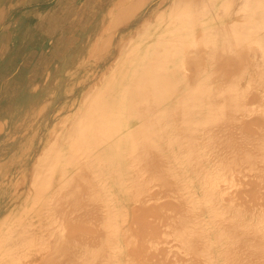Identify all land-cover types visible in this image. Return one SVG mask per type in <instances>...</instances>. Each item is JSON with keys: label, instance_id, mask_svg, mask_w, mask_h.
<instances>
[{"label": "bare ground", "instance_id": "obj_1", "mask_svg": "<svg viewBox=\"0 0 264 264\" xmlns=\"http://www.w3.org/2000/svg\"><path fill=\"white\" fill-rule=\"evenodd\" d=\"M40 1L42 0H0V29L1 31L4 33V31L7 30L8 33H11V32L14 33L15 29L17 28L19 19L16 18V16L13 14L16 11H20L22 7L25 5H31L33 3L40 2ZM52 5H53V9L57 10L60 16H58L55 21L53 20V18H50L51 20L47 18V23L51 22L54 25L51 27L49 32H46L47 34L45 32L43 33L46 34L45 36H48L51 38L52 45L55 44L56 47H59L60 45L63 44L62 49L60 50V53L72 52V50L78 44L81 46V48L79 49L80 54L78 58V62L80 61L81 63L79 66L83 68L84 70L91 72L90 74L92 76V81L89 82L90 88L87 89L86 91L89 90V92L93 96L94 95L95 96L92 98V100L90 97H86V98H90V101L89 100L87 101L88 103L91 102V104L87 107L88 104L85 105L86 104L85 103L84 105L86 106V108L84 109L83 112H81V110L83 109L82 104L86 101H84L81 98L83 96L82 94L83 91H79L78 88L83 86L86 82L91 80V79L88 80L87 77L85 79L84 75L81 76L82 78L79 77L74 82L75 84L73 85V87L69 89L72 91L71 93H74L75 89L76 91L78 90L77 96L71 100V102L75 104V106L70 107L71 111L69 113L65 111L69 109V106L66 104L68 100L66 99L65 101H62L65 95L64 96L60 95V100H57V103H58L57 107H54L53 110H51V113L49 114L51 118L56 117L57 121L49 123V124L47 123L48 129L45 132L42 131V129L41 130L37 129L36 135L39 137V139L37 140L39 144L37 145V147L36 146L34 147L35 149H33L34 151L32 152V156H34L33 157L34 159H32L31 163L30 162L28 163V164H32L31 165V173H32L31 177L32 178L28 176L27 174L29 173L28 169L25 172L27 174V177L24 176V181L30 182L31 180L32 182L31 184L26 185L25 189L26 190L27 188L28 190L30 189L31 190L30 193H32V195L34 193L33 191H35V193L40 195L41 196L40 203L44 201L43 204H46L41 208H43L44 210H47L48 212L52 211L54 216H56L55 215L56 212L54 213V211L56 208H59L60 205L63 204L62 206H64L66 204L65 206L66 208H68L67 207V204H68V206H71L73 208L75 207V205L72 206L71 205L72 203H70V201L74 202L79 198V196L85 197V194L86 195L91 194L92 191L93 193H95L96 191L94 190H98L100 192V188L102 187V185L100 187L98 186V183H99L98 180L101 179L102 177H103L102 179L106 181V183L103 181L104 182L103 186L105 187L106 186L108 187V184L110 185V183L112 184L119 183L121 182L122 178L124 180V178L127 177L128 180L130 179V184L133 181L131 188H133V190L136 191L137 187H139L138 186L139 183L141 182L145 184V182H148L147 180L149 179L147 178H150L151 176L149 174H151L152 177L154 176L158 177L156 178V180L154 179L155 180L154 182L158 181V185L160 184L159 185L160 187L157 184H156L157 186H155V184L153 185V183H149L150 182L149 181L148 183L145 184V186L148 185L146 188L149 187L148 190L150 191L151 187L152 188L159 187L160 188L159 191L161 192L162 190H164L163 188L161 189V187H164L162 185H165V184H163L162 179H161L162 182H159V180L157 179H160L161 177L164 179V183L165 181H167L168 183V180H165V179L167 175L170 174L172 175L171 177L174 178V180L171 178L174 182L172 181L173 185L169 182V185L170 187L171 185L174 186L176 194L178 193L179 190H181V189L178 190V186H182L181 185L182 182H184L182 183L183 186H185L184 184L187 183L185 186L186 188H184L183 190L187 189V187H188L187 190H189L187 192L186 190L183 191L184 193L186 192L187 196L189 197V198L187 197L188 201H186V199L184 198L185 194L183 192L182 193L184 194L183 195L184 197L181 196V191H180L178 193L179 195L177 199L175 198V196L174 198H172L173 196L171 197L172 199L175 200V203H174V200L172 201L173 205L178 203L176 202V200L180 201L179 204L182 201H186V202L190 201L191 205L194 204V208H193V205L191 206V208L190 207L189 208L194 209V211L196 209V211L199 212L198 214L196 211L194 213L193 210H189L191 211L190 212L191 213L190 216L192 215L191 217L193 216L195 217L198 215L197 217L199 218L200 217L199 215L203 213H201L202 209L201 211H199L198 208L200 206H201L200 208H203L205 206L204 209L207 211L206 212L207 214L205 213L207 217L205 218L207 220H210L213 217V215L214 217H217V218L213 217V219L209 221L210 224L209 222L207 223L206 225L207 227L203 224L204 219H205L203 218V216H201L203 221L199 220L198 222L199 224L197 225V227L193 226L194 224L190 225L189 222H188L189 225L186 226L187 223H185L184 221L185 224H183L182 221L185 219V217L189 216L187 215L189 214L188 213L189 208H186V207H188L190 203H187L189 204L187 206L186 202H184L185 204L183 205L184 208L180 206L182 205V203L179 206L177 204L174 207L172 206L170 199H168L170 195L167 193L166 194L167 199H165V203L167 200L171 205V206L169 205V208L173 207V209L170 208L169 210L172 209L171 211L174 212L177 206H178L177 209H179L180 207L182 208V210L179 209L181 213L180 214L178 213L179 211L176 209L178 212H176L177 214L173 213V215L171 214V211L167 210L166 213L168 214V211H169L170 212L169 216L172 215V218L171 217L167 218L168 216L167 214H166V218L168 219V221H170V224L173 225L174 221L176 220V219H173L174 214L175 216L179 215L176 218L177 219L182 218V219H179L181 222H179V220H176L178 221V224H176V226H179L181 230H178L179 227L178 228L175 227V229L169 230V232H171L172 230L171 233H167L168 230L167 232L166 231L164 232V228L168 227V225L166 226V222L168 224V221H166L167 219L165 220L164 218L165 215L164 216L162 215L163 216L162 219L166 221L165 224L164 222L162 223L160 219V217L162 216L159 215V218H158L157 212H156L155 214L157 217H155V219L153 220L155 222V226L152 221L149 222V220L147 219L146 221H148V223L152 222L153 225L151 224L149 225L153 227H157L160 224L159 226H161V228L164 227L162 229L163 230L162 232L164 233H162L160 236L157 237L156 234H157L158 229L156 228L157 230H155L156 234L155 233L152 234L151 230L153 228L151 229L150 228L151 226H149L148 228L145 225L148 228V229L145 228L147 229L146 231H148V235L149 234L155 235V237L154 236L152 237L151 235L147 236L146 231H145V233L143 232V234H145L147 237L145 238L144 236V240L140 239V241L146 240V243H147L150 239H154L160 242L153 240L155 242V246H154L153 245L154 243H152L153 241L151 240L152 244H150V241H149L147 243V248H146V245L144 244L145 242L142 241V243L145 246L144 247L143 244L140 243L139 241L137 242L138 246L139 244H141L144 250L145 249L149 250V248L152 246L153 248H151V251L149 252H154V251L156 252L158 248V245L156 246V242L161 243L162 240H159V239L160 238L164 239L162 235H165L166 233L168 235L172 234L171 236L175 237L176 229L181 232L182 230H184V228L186 227L188 228L192 226L190 227L192 229L186 228V230H188L187 233H189V231L191 230L192 235H191V232L189 234L191 238H193L194 236L195 241L197 239V243L203 237L201 239L202 241H204L202 242V246H201L203 250L200 249L201 252L205 253V251L211 248L212 245L210 246V248H208L207 247L208 245H206L208 241L211 240L210 243L212 244H214L215 242L216 247H213V249L215 248L213 255L211 254L210 256L208 255L207 257V254L205 253L207 257L205 258L204 257L205 255L203 254L204 255L203 256L202 253L200 252L201 255L205 259L211 262L210 263L208 261V264H212V262L213 264H215L214 263L215 260H217V262H219L220 264H264V192H261L262 191L261 189L264 188V0H54ZM54 10H52V13ZM36 33L40 37L44 35L43 33H40L38 31ZM33 35L34 34L29 33L28 36L32 37ZM84 39L85 41L83 42ZM55 51L57 52L58 49L54 48L52 49V51L50 50L51 53ZM16 53L18 52L16 51ZM18 72H19V69H18ZM27 74L29 75L28 72ZM4 77L3 79L5 80L6 77L5 78ZM3 79L1 80L2 84H4L7 87L9 86V87L15 88L17 87V84H18L17 82L19 79V75L17 73L16 82H11V83L7 81L3 82ZM59 82L61 84V81ZM26 85H25V88H26ZM69 90L66 89L62 91V93L66 94L65 91H69ZM8 109H9L8 104H0V110L2 112ZM62 112H66V114H62ZM80 112L81 114L79 116ZM43 143L44 145H42ZM47 144H49V147L46 150H44ZM74 149H76L75 150L76 152L75 151L74 152L76 154L78 153L77 157H79V159L77 157H74L72 159H67V161L65 162L66 160L64 159L65 158L64 155H66L64 154L65 151L67 150L73 151ZM47 150L49 152L45 155L44 152L46 153ZM202 152L206 154L203 153L204 155L203 156ZM18 156H16V158ZM203 158L205 159V162L202 161L204 160ZM47 160H48L49 165L48 167L45 166L47 167L46 170L45 171L39 170L40 167L38 166L46 165ZM1 162H0V166H1ZM64 163H66L67 166L70 165L71 167H73L76 171L74 173L79 178L76 175L74 176V174L71 173L74 170L70 171L71 175H70V178L67 177L66 183L64 182V184L62 185V183L60 182L61 183L60 186H57L58 184L56 185V182L58 181V178H55V176L57 172H60V177L64 175L62 170L64 167H67L63 165ZM242 166H244L246 169L245 171L243 169V173L241 174L240 172H241ZM237 168L238 169L240 168V170H237ZM232 170H235L237 172L232 171ZM238 171H240L239 172L240 174L238 173ZM90 172H94L96 174L95 178L91 177L93 178L91 179V181H89L90 179L87 176L89 175ZM230 172H232L233 176ZM144 173H147V176H148L145 179H143V177H140V174L144 175ZM238 175H241V177H238ZM90 176L91 175H89V177ZM73 177H76V178H73ZM138 177L143 179L142 181H145V182H142L141 179H138ZM169 177L170 176H168V178ZM21 179H22V176H21ZM21 179L20 181H23V179L22 180ZM16 180L18 182V179ZM79 180L81 182H78ZM123 180H122V184L124 185ZM138 180H140V182H138ZM238 180L239 182H236ZM126 181L125 183H127ZM151 182H153V180ZM75 183L77 184L75 185ZM89 183L92 188V189L90 188L91 191L88 188L89 185L88 186L86 185ZM141 183H140V188L138 189L143 190V193L146 194L145 190L147 189L144 187L145 189L144 190L142 187L143 184L141 185ZM228 183L229 185H224ZM230 183H232L233 185H230ZM235 183L243 184L245 185V187L246 185L249 186L251 188V189L249 188V190L254 192V194H252V192L251 193L249 192L248 195L250 196L255 195L256 193L255 191L257 190V188L261 187V189L258 188V190H261L260 193L257 191V195H255L257 196V198H255L254 196L256 200L253 198L254 201H257V199L258 201L255 203L252 200L253 206L251 207L249 206L250 211L247 210L248 209L247 205H246L247 207L244 206L246 207L245 211L249 212L248 218L243 217L244 215L243 213H245V211L242 214H240L243 211L242 209H244V207L240 208L241 205H239V202H240L239 200L241 198H244L245 203L248 200V203L250 202L249 204L252 205L251 201H249L252 198L251 199L250 197L246 198V196L244 195L245 194L244 192H248V190L247 191L245 190L244 192H242L243 189L245 188V187L243 188L242 185L240 186L237 185V186L240 188L241 187L243 188L241 189L242 191L239 189L240 192H242L243 194L241 193L240 195L238 191L234 190V192L238 193V195H240L241 198L236 196L237 194H234L233 192V189L237 187L235 186ZM119 184H118L119 186H122L121 183ZM128 184H129V181H128ZM149 184H152V186L150 187ZM188 184H190V186L195 185V184L196 185L198 184L197 186L203 185L206 187L205 189H209V190L211 189L209 192H207L208 190H205L203 191V193L206 192L210 194L208 195L204 193V195L206 194L205 197H203L204 195L202 194V197H201L202 199L199 197L201 200L199 202H196V200H199L197 198L199 195L197 194V197L194 200L196 203L194 201L192 202L191 200H193L194 198L193 195H195L196 192H194L193 194V192L190 191L191 187L189 189ZM18 185H16V187ZM125 185L127 186V184ZM167 185L168 184H166L164 188H166ZM126 186H124L125 189H127ZM203 186L201 187L199 186V189L200 188L203 189ZM218 186H222V187L226 186L225 188L228 187V190L222 187H221L222 189H219ZM231 186L233 187L232 192L234 195L230 191ZM105 187H102V188H104V190L106 189L107 191L104 192V190H102V193H105V194L103 195L101 193L102 195L100 196L105 197L106 194L110 193V190L107 187L106 188ZM134 187L136 189H134ZM194 187H193V191H195ZM128 188L130 187L128 186ZM255 188L256 190L254 191ZM218 189H219V193L222 192V194L220 193L221 195H219L217 191ZM246 189L248 188L246 187ZM108 190H109V193H107ZM169 190L167 189L166 192H168ZM14 191L16 190L14 189ZM78 191L85 193V194L79 193ZM120 191H121V188H120ZM149 191H147V193ZM155 191L157 195L159 192L157 193V190ZM26 192H29V191H26ZM50 192H51V195H50L51 197L50 198L48 197L49 200L47 199V201L49 202H46L45 199L47 198V196H49ZM77 192L82 195L78 196ZM164 192L162 194H164ZM169 192H171V190ZM191 192L193 195L191 194ZM223 192H230L226 194L227 195L232 194L231 195L232 198H235L234 196H236V198L238 197L237 199L239 200L235 201V199L233 200L231 197L227 196V199L229 198L230 200H232V201L227 200L228 201L227 202L226 197H225L226 194L224 195ZM63 193L65 196L67 195L66 197H70L74 195L73 198H76V197L78 198L73 200L72 197H70L71 198V199L69 198L70 201L67 200V203L64 204L62 203L63 200L61 202V198L56 199L57 197H62L61 195H63ZM70 193H73V194H70ZM111 193H112V190H111ZM151 193L149 192L148 195H150ZM12 194L13 193H11L10 195ZM22 194L23 193H21L20 196ZM25 194L26 193L24 192V195ZM123 194L125 193L123 192ZM153 194L155 193L153 192ZM159 194L160 195L159 196L157 195V198L156 196L154 197L158 200L165 198V196L164 198H162L163 196H161V193ZM170 194H172V192ZM96 195H95V198H93L92 196H89L91 200L95 199V201L93 200L95 203L85 197L86 200H88V202L91 201V203L89 204L93 203L92 205L94 206L97 203L96 206L99 207V209L97 207L95 208L94 206L92 207L93 211L95 208L98 210L102 209L101 211L104 212V213L100 211L97 212L99 217L101 216L99 220L97 219L98 221L97 222L94 218H97L98 215L97 217L93 216L96 213V210H95L94 213H92L93 215L91 214L93 216L92 217L93 220L96 221V223H99V221H101V218L106 213H107L106 215H108V213L110 214L111 211H112L111 212L112 216L110 215L111 217L109 215L104 216V217L108 218L106 220H110V218L111 219L115 218L114 216L115 212L113 213V210H112L114 209L112 207L113 205H115V203H113L111 207L110 206L106 207V209L103 208L106 206V204L104 206V203H103V207L101 208V206H98V204L101 205L102 203L96 202L97 201ZM172 195H175V192ZM242 195L245 197H242ZM40 196H38L36 202H38ZM109 196L111 197V194L106 196V198H108ZM112 196L114 195L112 194ZM16 197L17 196H15V198ZM52 197L56 199V202H58L59 200L60 201L58 203L56 202L54 203L55 200L52 199ZM104 197H100V198H102V202H105V203L110 202V201L112 202L114 199L113 198L112 200L108 201L106 199H103ZM114 197H116L115 198L116 200L117 196H114ZM139 197L140 196L136 198H133V197L131 198L132 200L137 199L135 200L136 201L135 204H137ZM179 197H182V198H179ZM218 197L223 200H218ZM22 198H24L23 200L26 199V197L24 196ZM85 198L83 200V198L81 199L80 197V199L83 200L84 203L80 201V199L76 201L78 206H79V203L81 202L83 203L84 206L80 205V207H84L83 208L84 211L87 209V207L88 209L91 207V205L89 207L85 204V201H86ZM100 198L98 197L99 201H101ZM50 199L51 201H53L52 204L54 203L57 207L56 206L54 207V204H53L54 208L52 207V204L50 203L51 202ZM63 199L65 201L67 198L63 197ZM141 199L140 201L142 204L140 203L141 204L140 207L142 209V206H144L143 204L144 201L142 202ZM129 200L127 199V202ZM201 201L203 203H201L200 205ZM221 201H224V202H221ZM225 201L227 202L229 208H226L227 206H225L224 209L222 207L220 208V206L222 205L223 206L227 205ZM88 202L86 203L88 204ZM168 202L166 203L167 207H168ZM218 202H220L221 204L223 203V204L221 205ZM230 202L232 203L234 202L236 205L235 204L231 205ZM49 203L51 204L50 206H49ZM32 204L34 205V202ZM32 204H29V205H32ZM108 204L109 203H107V205ZM145 204H147V200ZM137 205H139V203ZM234 205L235 206L238 205V207L240 208L239 210H242V211L240 212L237 209V207H234ZM32 206H29L30 210ZM62 206H60L59 211H63V210L65 211V208L64 207L62 208ZM156 206L158 205L155 204L156 209H153L154 208V204H153V207L151 205L150 209L157 211L159 207H156ZM218 206H219V209H218ZM29 207L26 208V210H24L25 213L27 211H30ZM71 207H69L70 210L68 208V212L63 211V213L61 214L66 213L64 214L65 216L68 213H70L69 211L71 210L73 211ZM114 207H117V206H114ZM132 207L134 208L136 207V205L134 206L132 205ZM140 207H139V210H140ZM147 207L144 206L143 208L144 210L142 209V212L147 215L150 214L148 215L150 217L151 216L154 217L155 211L151 210L152 213L150 212V210L147 211L148 213L144 212L145 208L147 210ZM47 208L49 209L52 208V209L49 210ZM107 208L108 209L111 208V210L110 209L108 210ZM161 208L159 209L161 210ZM19 209L21 210V207ZM74 209L76 210V207ZM117 209H116V211L118 212V213L116 212L117 214L122 212L120 209H118L119 211ZM204 209L202 212H204ZM183 210L185 211V213ZM217 210L219 211L224 210L222 211L223 213L225 212L224 215L222 214L219 215V213L217 214L214 212ZM39 211L41 212V210ZM93 211H90V213ZM7 212L4 213V216L8 214ZM24 212L22 216L26 217ZM99 212L102 213L103 216L102 214L100 215ZM142 212L138 211L134 213L135 214L134 216H136V214L137 216L138 215L144 216L145 214H143ZM76 213H74L73 216H71L72 214H68V215L71 217H74V216L77 217L78 214L75 215ZM90 213H88V215ZM159 213H161V211ZM182 213H184V215H182ZM30 214H33V213H30ZM84 214L82 215L83 217H84ZM161 214H165V212ZM209 214L212 217H209L210 216ZM44 215L47 216L46 213ZM58 215L60 216V214ZM123 215L125 216L126 214H123ZM238 215H242L241 217H243L244 219L239 217ZM54 216L49 215V217H52L50 218L51 220L54 219L53 218ZM64 216L63 218H66L67 221L68 220L70 221L71 217L69 216L64 217ZM134 216L131 217V220ZM137 216H136V219L139 218ZM31 217L32 216H29L30 219ZM76 217L74 218L77 219ZM153 217L151 219H153ZM7 218H10V217L7 216ZM157 218L160 219L158 221V223L160 222L159 224L156 223ZM86 219L88 220V222L90 220L92 221L91 217L86 218ZM25 220L28 221L27 217ZM59 220H61V218H59ZM71 220H74V219H71ZM106 220L104 222L101 221L103 224L100 222L102 225L100 226L103 227L104 225H106L107 228L106 227L105 228L108 231L106 229H102L101 227H99V224H96L97 228L98 229L100 228L97 233L99 234V231L103 230L105 231L103 233L109 234V236L106 235L109 239L106 238L103 233H102L103 235L101 236H100L101 233L98 235L99 238L95 234V238L100 239V237L102 238L104 237V239L106 238L108 239V241H106V239L105 240L103 239L104 240V241L102 240L103 243L106 241V244L107 243L112 244L114 243L113 241L115 240L112 238L115 236V233L111 232L109 228L111 227L112 225L111 223H113L114 220H112L113 222L110 221L111 223ZM8 221L9 219H7V222ZM10 221H12L13 223L14 220H10ZM38 221H39V226L41 227L42 225L40 224L41 221L40 220ZM67 221L65 220L66 222L65 224H67ZM75 221H73L72 223L75 224ZM77 221L79 222V219ZM83 221L84 220H82L81 223H83ZM31 222L33 223V221H28L30 225H32ZM34 222L38 223L36 221ZM57 222L59 223V221ZM134 222H131V224H133ZM139 222L141 221L139 220ZM142 222H144V220ZM21 223L19 221V223L17 224L20 225ZM89 223L88 225H90ZM93 223L95 224V222ZM93 223L91 227L89 228V226L87 227L85 226L87 224H85L84 222L82 225L87 230L83 229L82 225L79 226V227H82V230L79 228H77V230L79 229L82 232L86 231V233H83V235H86L88 233L87 235L90 236V234L93 233V235L91 234V237H93L94 233H96L97 231V228L95 227ZM104 223H108V225ZM136 223L134 224L137 225ZM74 224L71 227L73 231L76 230L74 229L76 228V225L74 226ZM113 224L115 225V223ZM131 224L129 225L131 226ZM211 224L212 226L210 227ZM21 225H20V228L25 227L23 224ZM114 225H112L111 227L113 231H114L113 229ZM143 225H142L143 228L140 227L141 225L138 227L137 226L135 227L140 228V230L141 228L145 230L144 229L145 226ZM68 226L67 228L69 229L70 227ZM92 226L96 228L95 229L96 231H88V229L90 230ZM115 226H117V224ZM193 227H196V230L199 229L198 232L197 231L195 232V229ZM38 228L36 227L37 230ZM124 228H122V230ZM13 229L12 231L14 232L18 230L14 226H13ZM22 229L25 230L24 228ZM22 229H20L19 231H21ZM45 229L44 227L43 228L41 227V230L46 231L45 235H48L49 234V232L47 233L48 228L45 227ZM202 229L204 231H201ZM28 230L29 232L30 230L34 232L33 229H28ZM62 230L58 232V236L62 234L61 233L63 232ZM72 230L70 231L72 232ZM91 230H94V229H91ZM70 231L69 233L70 235H72ZM81 231H77V233L75 232L74 236H70V237L71 238L75 237V234L79 236V233ZM127 231L124 232L126 235H127ZM149 231H151V233ZM7 232L8 231H6V233ZM200 232L201 233L203 232L204 235L203 233L201 234ZM38 233L41 234V232H38ZM66 233L68 232L65 231L64 234ZM196 233H199V234H196ZM11 234H13V232ZM16 235L18 236L17 232H16ZM87 235L85 236V238H87ZM135 235L137 234L135 233ZM3 236L5 237V235ZM17 236L16 238L19 239V242H20V239L24 237L23 236L20 238ZM40 236L42 239L37 241L38 244H40L39 243L40 241H45V240L47 241V238H45V236H42V234ZM40 236L38 237L40 238ZM81 236L79 237L76 236V237L80 238ZM121 236H122V233H121ZM131 236L132 235L129 234V238ZM171 236L170 238L173 239V237ZM199 236H201L200 239H199ZM11 237L6 236L5 239L10 238L11 242H16L14 240V237H13L14 241L11 239ZM68 237H69V234H68ZM141 237L142 235H139V237L137 236V239ZM149 237H152V238L149 239ZM43 238H45V240H43ZM48 238L49 240L51 239L50 236ZM110 238L113 239L112 242ZM0 239L2 240V238ZM89 239L91 241H89L87 238V239H84V242H83L82 238H80V240L83 243L89 244V248L90 246H93L92 247L93 249L90 248L91 250H93V252L97 250L96 252L97 254H99V256L102 254V258L106 252L108 253H106L105 256L109 253L110 254L107 256L110 257L112 255L111 257L113 258V261L111 257L109 259V257L106 256L108 258L107 259L104 256L108 261V262L106 261L107 262L106 264L108 263L114 264V263L109 262V260L114 262V258H117V257L119 258L121 256L120 254L122 250L119 251V249L117 248V247L121 248L120 246H118L119 244L117 245L116 243V245L114 246V248L117 246L116 249L112 248V246H109L108 244H107L108 246L107 245L105 246L106 248L108 247V249L109 247H111V250L114 251L113 252L114 255H113L111 254L112 252H110L111 250L109 249V251H106L107 249L104 246H103V249L105 248L106 252L103 249L101 250L102 248L101 246L103 244L102 242L99 243L98 239H97V242H95L96 239H92V238H89ZM117 239H119V237H117ZM126 239H123V240H125L124 242L127 243ZM176 239L178 240L180 239V241L177 240V242H180V244L182 245V246L180 245L179 249H181L180 253H183L184 252L182 249L184 247L183 244L186 243L187 245L186 247H188V244H187L188 242H186L188 241V239H186V236L183 237V234L180 235V238L179 236L175 237V240ZM182 239L183 240L186 239L184 240V243L183 241L181 243ZM8 240L9 239H6L7 243L9 244ZM49 240H48V244L46 245H49V244L51 245L52 240H50V243H49ZM77 240L78 239L75 240L76 241L75 244L79 242ZM87 240L91 242V245ZM175 240L173 239L171 240V242ZM92 241L95 242L96 244L94 243L93 245ZM167 241L165 242V240H163L162 242L164 243H162V245L159 244V247L161 245V249L159 248L158 251H161V252L163 251L162 248L163 247L165 248L166 246L165 243H167ZM37 242H35L36 246H37ZM70 242H68L69 243L68 245L69 246L73 245L75 248L73 246L72 247L76 249V252L80 253L83 250L82 242H79V244H82V245L78 246L79 248H81L80 251H78L79 250L78 247H77L78 249L76 248L78 244L75 246L74 243L72 244L71 242V245H70ZM129 242L131 246L129 248L133 250L134 246L136 247L137 244H134V246H132L131 240L128 241V244ZM4 243L5 241L1 245L3 246ZM204 243L205 245L203 247ZM41 244H44V243H41ZM192 244L193 243H191V245ZM169 245L170 244L167 243V246ZM176 245L174 246L176 247ZM9 246L10 245H8V247ZM52 246L53 245H51L50 248ZM86 246L88 248L87 244ZM86 246L84 245V248ZM154 247L155 248L157 247L156 250ZM193 247L194 245H192L191 249H194ZM36 248L41 249V246L39 247L38 245ZM55 248L56 247H54V251L57 253V258L59 259L58 256L60 255V253L57 252ZM94 248L96 249L94 250ZM117 249H118L120 256L117 254L118 252L115 254V251H117ZM136 249L134 248L135 250V251L133 250L134 253L136 252ZM51 250L53 251V248H51ZM51 250L48 251V253L50 252L49 253L50 255L52 253ZM132 250H129V251L132 252ZM144 250L143 251L138 250L136 254L137 253L142 254V252H144L143 254L145 255L146 252ZM148 250L146 251L148 252ZM170 250L172 249H169V251L168 250L166 251L164 250V251L166 254L167 252L169 253L167 254L168 256L170 255L173 256V259H171L172 257L170 258L167 255L162 254L164 252L159 253V254H161L162 257L164 255L165 257L164 259L166 260L167 263L171 259L172 262L175 263V260H176V263L179 264L178 262L181 260V256L179 260L177 258L178 255L175 252V250H173L175 253L172 252L173 255L170 254ZM102 251L103 253L104 252L105 253L103 254ZM158 251L156 252L157 254H158ZM208 251H212V250H208ZM96 252L94 253L96 254ZM149 252L148 254L151 255V253ZM196 252L197 251H195V253ZM81 253H80L81 254L80 256L82 257V259L83 260L86 259L87 257L85 255L83 256V252ZM89 253L92 254V251ZM94 253L93 255H95ZM124 253L126 256L128 252L127 251L123 252V255ZM134 253H128L127 255L128 256H130L129 254L135 255ZM44 254H46V252ZM49 254H47V257H49L48 256ZM140 254H137L136 256L140 257ZM184 254L187 255L186 258L188 259L190 258L187 253L184 252ZM184 254L182 256V261H180V263L187 261L186 258H183L185 256ZM174 255H175V258H177L178 260L174 258ZM61 256L63 257V254ZM161 256H160V259L162 260ZM202 256H201V259H202ZM44 257L45 256L43 255V258ZM95 257H93L94 260H95ZM132 257L130 259L131 261L130 260L128 261L132 262ZM147 257H145L144 260H146ZM53 258L54 256L51 259L53 260ZM57 258H54L56 262L58 260ZM73 258H70V259L68 258L67 261L74 260L73 262H75L77 258L75 256H73ZM120 258L118 261L116 259L115 264H117L120 261ZM141 258H142L141 261H143V257ZM149 258L151 259V263H152L153 259L151 257ZM149 258L147 259L149 261L147 262L148 264L150 263ZM39 259H41V257ZM45 260L47 261V259ZM52 260H50L51 261L50 264H52ZM83 260H81L80 258V263ZM87 260L88 259L85 260L86 261L85 264L88 263ZM0 261H1L0 264H2L1 258H0ZM37 261L38 260L34 262H37ZM40 261L42 264H45L43 263L44 262L43 260H40ZM91 261L95 262L93 260ZM195 261L197 262V259ZM38 262L37 264H40ZM76 262H79V260ZM136 262L138 264L146 263L144 261L143 263L142 262L139 263L136 259V261L134 260L132 264ZM188 262L190 263L192 261H188ZM62 263L64 262L62 261ZM121 263L126 264V262H121ZM158 263L160 264V261L157 262L156 264ZM3 264H6V263L3 262ZM58 264H59V261H58ZM66 264H71V263H69L68 261V263ZM76 264H79V263H76ZM89 264H90V261H89Z\"/></svg>", "mask_w": 264, "mask_h": 264}, {"label": "rangeland", "instance_id": "obj_2", "mask_svg": "<svg viewBox=\"0 0 264 264\" xmlns=\"http://www.w3.org/2000/svg\"><path fill=\"white\" fill-rule=\"evenodd\" d=\"M53 1L54 0H42V1H40V2H36V3H33V4H31V5H25V6H23L22 7V9L20 10V11H16L13 15H15L16 16V18H18L19 19V21H18V25H17V28L15 29V32L14 33H8V31L7 30H5L4 31V33L1 31V29H0V104H8V106H9V109L8 110H6V111H4V112H2L1 110H0V162L2 161V162H4V163H2L1 162V166H0V238H2V240L0 239V243H1V241H2V243L1 244H3V242L5 241V243H4V245L2 246L1 244H0V258L2 259V264H3V262L4 263H6V264H34V263H36L37 264V262L38 261H40V260H43L44 262L43 263H47V264H50L51 263V261L50 260H52L51 258L54 256V258H57V253L54 251V247H56L55 248V250L57 251V252H59L60 253V255L58 256L59 257V259L57 260V262H56V260H54V258H53V260H52V264L54 263V264H58V261H59V264L60 263H62V261L64 262V263H62V264H66V263H68V261H69V263H71V264H76V263H79V264H85L86 263V259H88L87 261H88V263L87 264H89V261H90V264H94V263H96V264H106L108 261H107V257H109V256H107V255H109V254H107L106 256H105V254L106 253H108V252H106V251H109V249L111 250V247H109V249H108V247L106 248L105 246L108 244H106V241H108V237L107 236H109V234H106V233H103V232H105V231H99V234H100V236L101 235H103L104 234V236L106 237V238H108V239H106V241L103 243L102 242V240L104 239V237L102 238V237H100V239H98L99 237H98V230L100 229H98L97 228V225L96 224H99V227H101L102 225H101V223L102 222H104L106 219H108V218H106V217H104V216H110L111 215V212H110V214L108 213V215H104L103 216V214L102 213H104L103 211H101L102 209V207H103V203H104V206H105V204H106V206L105 207H103L104 209H106V207H108V206H112L113 205V203H115V205H113V207L112 208H114V209H112L113 210V213L115 212H117L116 211V209L118 208V209H120L121 211V213H123L124 211L126 212H124L123 214H126L125 216L123 215V214H121V213H119V214H115L114 213V216H115V218H110V220H106V221H111V222H113L112 220H114V222L113 223H115V225L117 224V226H115L113 223H111L112 225H114L113 226V229H114V231L112 230V225H111V227L109 228V226H108V228L111 230V232H113V233H115V236L114 237H112L113 239H115L116 241H118V242H116L115 240L113 241V239L112 238H110L111 239V242L113 241L114 243H112V244H108L109 246H112V248H114V246L116 245V243H117V245L118 246H120L121 248H119V247H117L118 249H119V251H121L122 250V252H121V256L119 255V252H118V249H117V251H115V254L117 253L120 257V261L117 263V264H124V263H121V262H126V264H127V262H128V264H132L133 262H134V260L136 261V259H137V261L139 262V263H143V261L144 262H149L147 259L149 258V257H151L153 260H155V258H156V260L155 261H153L152 260V263H151V259L149 258V260H150V263L151 264H156L157 262H159L160 261V264H177L176 263V260L175 259H179L180 260V256H181V260L180 261H182V256H183V254H184V252L185 253H187L188 254V256L190 257L189 259L188 258H186V254H184L185 256L183 257V258H186V260L187 261H184L186 264L187 263H189L188 261H192L193 262V260H194V262L193 263H199V264H208V261L209 260H207V259H205V258H207L208 257V255L210 256L211 254L213 255V252H214V249H213V247H216L215 246V242H214V244H212V243H210V241H208V243L206 244V245H208L207 247L208 248H210V246H211V248L210 249H208V250H212V251H205V253L207 254V257H206V255H205V253H203V252H201L200 251V249L201 250H203V248H201V246H202V242H204V241H202L201 239L203 238H201V236H199V241H198V243H197V239H196V241H195V239H194V236H193V238H191V236H190V232H191V230L189 231V233H187V231L188 230H186V228H184V230H182L181 232L180 231H178V230H181V228L179 227V226H176V224H178V221H176V220H179V219H182V218H176V217H178L179 215H176L175 216V214H174V216H175V218H174V216H173V219H176L175 221H174V226L173 225H171L170 224V221H168V219L167 218H172V215H173V213H176V212H178L179 211V209L180 210H182V208H180L179 207V209H177L178 208V206L182 203V205H180V206H182L183 208H184V206L183 205H185L184 204V202H186V201H188L187 200V194H186V192L187 191H189V190H187L188 189V187H187V189H185L186 190V192L184 193L183 191H185V190H183L184 188H186L185 186H186V184L187 183H185L184 185L185 186H183V184L182 183H184V182H182L181 183V185L182 186H178V185H180V184H178L177 186H178V190L179 189H181V190H179L178 191V193L181 191V196H183L184 194H185V199H186V201H182L180 204H179V202L180 201H177L176 200V202H178V203H176V204H174L173 205V200L174 199H172V198H174V196H175V198L177 199V197H178V193L176 194V191H175V188H174V186H172L173 184H172V181L174 180V178H172L171 176L172 175H170V174H168L167 175V177H166V179L165 180H168V183H167V181H165V183H164V179L163 178H161L160 176V179H157V180H159V182H162L163 181V184H168L167 186H169V187H167L166 186V188H164L165 187V185H162V183H161V185L162 186H164V187H161V189L163 188L164 190H165V192L167 191V189L169 190H171V192H172V194L175 192V195H172V194H170L171 192H164V190H162L161 192L159 191V185H158V181L157 182H154L155 180H156V178H158L157 176H154V177H152V175L151 174H149L151 177V180H150V178H147V179H149V180H147L149 183H153V185L155 184V186H159V187H156V188H158V189H156L155 187L154 188H152L151 186H152V184H149V186L152 188H150V191L148 190L149 189V187L148 188H146L148 185H146L145 186V184L146 183H148V182H145V181H142L143 179H145L146 177H148L147 176V173H144V175H145V177H144V175L143 174H140V177H143V179H141L140 177H138V179H141V181L142 182H145V184L144 183H141L140 182V180H138V182H140L141 183V185H142V187H143V189H144V187L147 189V190H145L146 191V194L145 193H143V190H139L138 188H140V183H139V187H137V189L134 187V189H136V191L135 190H133V188H131V186H132V183H133V181L131 182V184H130V179L128 180V178L127 177H125L124 178V180H123V178H122V180L124 181L123 183H124V185L122 184V180H121V182H119V183H121L122 184V186H119L120 184L119 183H110V185L108 184V189L110 190V193H109V190H108V192L107 193H109V194H111V197H110V199H109V197L108 198H106V196H108L109 194H106L105 195V197L104 196H100V195H104L105 193H102V190H104V188H102V187H105V186H103L104 185V182L106 183V181H104L101 177V179H99L98 180V186L100 187L101 185H102V187L100 188V192L98 191V190H94V191H96L95 193H93V191H92V193L94 194H85V193H82V192H79V193H82V194H85V197L87 198V199H89V200H91V198L89 197V196H92L93 198H95V195H96V199H97V201L96 202H100V203H102L101 205H99L98 204V206H101V210H98L99 209V207H97L96 205H97V203H96V205H94L95 206V208L97 207L98 209H95L94 208V211L96 210V213H95V215H93L92 213H94V211L92 210L93 208L92 207H94L92 204H89V203H91V201H95V199H93V200H91L90 202H88V200H86V198L85 197H83V196H79V195H82V194H79L78 192V196H79V198L78 197H76V198H78V199H80V197H81V199L83 198V200H84V198H85V204L87 205V206H89L90 207V205H91V207L88 209V207H87V209H86V207H85V211L83 210V208L84 207H80V205H83V203H84V201L83 200H81L80 199V201H82L81 203H79V206L77 205V202L76 201H78V199L76 200V201H70V197H72V199L73 200H75L76 198H73V196L74 195H72V196H70L69 194V196L70 197H66L65 195H64V193H63V195H61L62 197H57L56 199H60L61 198V202H62V200H63V202L62 203H67V200H69L70 201V203H72L71 205L72 206H74L75 205V207H76V210L74 209L75 207H71V206H68V204H67V207L69 208V207H71L72 209H73V211H72V213H71V211H69L70 213H68V214H72L71 216H73V214L74 213H76L75 215H77L78 214V216L76 217V216H74V217H76L77 219H75L74 217H71V216H69L68 214L67 215H65L66 217H71L70 218V221L68 220L67 221V219L66 218H63V216H64V214H66V213H64V214H61V213H63V211H59V208H60V206H62V205H58L59 206V208H56L55 209V211H54V213H55V215L56 216H54V214H53V212L52 211H47V210H44L43 208H41V207H43L44 205H46V204H43V202L42 203H40L41 201V196L40 195H38L37 193H35V191H33L34 193H33V195H32V193H30L31 192V190L29 189L28 190V188H27V190L25 189V187H26V185H28V184H31V180H30V182L29 181H24V176L25 177H27V174H28V176H32V173H31V165L32 164H28L29 162L31 163L32 162V159H34L33 157L34 156H32V152L34 151L33 149H35L34 147L36 146L37 147V145L39 144V142H37V140L39 139V137L36 135V132H37V129H42V131H47V123L49 124V123H52V122H55V121H57V118L55 117V118H51L50 116H49V114L51 113V110H53V108L54 107H57V100H60V95L62 96H64V98H63V100L62 101H65L66 99L68 100L67 101V105L69 106V109L68 110H65L67 113H69L70 111H71V106H75V104H73L72 102H71V100L73 99V98H75L76 96H77V93H78V90L79 91H83V96L81 97L84 101H86V102H84L82 105H83V109L81 110V112H83L84 111V109L86 108V106L85 105H87V107L91 104V102H89L88 103V101L87 100H89L90 101V98H91V100H92V98L95 96H93L90 92H89V90L88 91H86L87 89H89L90 87H89V82H91L92 81V76H91V72L90 71H87V70H84L83 68H81L79 65L81 64L80 63V61L78 62V58H79V54H80V52H79V49L81 48V46L78 44L73 50H72V52H65V53H60V50L62 49V46H63V44L62 45H60L59 47H56V45L55 44H53L52 45V42H51V38L50 37H48V36H45L47 33L46 32H49V30L51 29V27L54 25V24H52L51 22L50 23H47V18L49 19V20H51L50 18H53V20L55 21L56 20V18L58 17V16H60V14H59V12L57 11V10H54L53 9V5H52V3H53ZM52 10H54L53 11V13H52ZM24 12V13H23ZM51 12V13H50ZM29 14V15H28ZM54 14V15H53ZM29 22V23H28ZM49 24V25H48ZM44 27H43V26ZM43 27V28H42ZM39 28V29H38ZM42 28V29H41ZM40 32V33H43V32H45V33H43L44 35L42 36V37H40V36H38V34L36 33V32ZM87 31V30H86ZM6 32V33H5ZM1 33H2V35H1ZM29 33L30 34H34L32 37L30 36H28L29 35ZM3 38V39H2ZM42 38H44V39H42ZM82 41V40H81ZM85 41V39L83 40V42ZM58 49V51L56 52H50V50L52 51V49ZM16 51L18 52V53H16ZM26 62V63H25ZM78 62V63H77ZM21 66V67H20ZM24 66V67H23ZM46 67V68H45ZM16 68H17V70H16ZM21 68V69H20ZM14 69V70H13ZM18 69H19V72H18ZM13 70V71H12ZM29 70V71H28ZM4 71V72H3ZM15 71V72H14ZM10 72V73H9ZM18 73V75H19V79H18V84H17V87H7V86H5L4 84H2V79H3V77L5 78V80L3 79V82L4 81H7V82H16V78H17V73ZM23 72V73H22ZM27 72L29 73V75L27 74ZM5 74V75H4ZM24 74V75H23ZM27 74V75H26ZM60 74V75H59ZM15 75V76H14ZM82 75H84L85 76V79H86V77H87V79L88 80H90V81H88V82H86L83 86H81V87H79L78 88V90L76 91V89H75V92L74 93H71L72 91L71 90H69L70 88H72L73 87V85L75 84L74 82L79 78V77H81ZM91 76V77H90ZM82 78V77H81ZM28 80V82H27V80ZM15 80V81H14ZM26 81V83H27V85H26V83H25V81ZM59 81H61V84H60V82ZM24 82V83H23ZM23 85V86H22ZM25 85H26V88H25ZM88 85V86H87ZM86 87V88H85ZM25 88V89H24ZM85 88V89H84ZM2 89V90H1ZM20 89V90H19ZM69 90V91H65L66 92V94H63L62 93V91H64V90ZM95 90V89H94ZM94 90H93V92H94ZM91 94V96H90V94ZM26 94V95H25ZM94 94V93H93ZM23 96V97H22ZM21 97H22V99H21ZM66 97V98H65ZM86 97H90V98H86ZM43 103V104H42ZM71 103V104H70ZM86 103V104H85ZM81 104V103H80ZM85 104V105H84ZM43 105V106H42ZM41 107V108H40ZM52 108V109H51ZM40 110V111H39ZM66 112H62V114H66ZM81 112L79 113V116H80V114H81ZM49 121V122H48ZM12 135V136H11ZM11 137V138H10ZM31 137V138H30ZM9 138V139H8ZM35 139V140H34ZM43 142V141H42ZM42 145H44V143L42 144ZM26 146H27V148H26ZM49 147V144H47L46 145V148H44V150H46L47 148ZM32 148V149H31ZM23 149V150H22ZM76 149H74L73 151H69V150H67V151H65V153L64 154H66V155H64V159H66L65 160V162L67 161V159H72V158H74V157H77V154L75 153L76 151H75ZM75 151V152H74ZM30 152H31V154H30ZM49 151L47 150V152L45 153L44 152V154L46 155L47 153H48ZM205 152V151H204ZM204 152H202V155H203V153ZM43 154V155H44ZM204 154H206V153H204ZM3 155V156H2ZM19 155V156H18ZM44 155V156H45ZM201 155V156H202ZM16 156H18L17 158H16ZM204 156V155H203ZM206 157V156H205ZM78 159H79V157H77ZM201 158V157H200ZM5 159V160H4ZM204 159V158H203ZM30 160V161H29ZM201 160V159H200ZM199 160V161H200ZM8 161V162H7ZM80 161H82V160H80ZM202 161H204L205 162V159L204 160H202ZM48 160H47V164L46 165H44V166H38V167H40L39 168V170H43V171H45L46 170V168L48 167ZM63 165H65V166H67V164L66 163H64ZM30 168H29V167ZM45 166H47V167H45ZM5 167V168H4ZM67 168H68V170H67ZM242 169H241V172L240 171H238V173L240 172L241 174L243 173V169H244V171H245V167L244 166H242L241 167ZM28 169V171H29V173H25L26 172V170ZM138 169V168H137ZM74 170V171H73ZM136 170V169H135ZM221 170V169H220ZM237 170H240V168L238 169L237 168ZM70 171H73V172H71L72 174H74V176L76 175L74 172H76L75 171V169L73 168V167H71L70 165H68L67 167H64L63 168V170H62V172H63V174L66 176H62V177H60V172H57L56 173V176H55V178H58V181L56 182V185L57 186H60V184L62 183V185L64 184V182L66 183V179H67V177L68 178H70V175H71V173H70ZM222 171V170H221ZM232 171H235V170H232ZM235 172H237V171H235ZM5 173H6V175H5ZM205 173V172H204ZM227 173H229V172H227ZM231 174H232V172H230ZM234 173V172H233ZM237 173V174H238ZM239 173V174H240ZM21 174V175H20ZM68 174H69V176H68ZM237 174H235V175H237ZM17 175V176H16ZM89 175H91L90 177H89ZM89 175H87L88 176V178L90 179L89 181H91V179H93V178H95V173L94 172H90L89 173ZM230 175V174H229ZM19 176H20V178H19ZM21 176H22V179H23V181H20V179H21ZM73 176V175H72ZM77 176V175H76ZM168 176H170L169 178H168ZM231 176V175H230ZM232 176H233V174H232ZM78 177V176H77ZM91 177H93V178H91ZM235 177V176H234ZM237 177V176H236ZM238 177H241V175H238ZM15 178V179H14ZM32 178V177H31ZM61 178H63V179H61ZM65 178V179H64ZM73 178H76V177H73ZM79 178V177H78ZM153 178V179H152ZM173 180H172V179ZM16 179H18V182H17V180ZM21 179V180H22ZM60 179V180H59ZM155 179V180H154ZM161 179H162V181H161ZM77 180V179H76ZM126 180H128L129 181V184H128V181H126ZM153 180V182H151ZM169 180H171V181H169ZM88 181V180H87ZM104 181V182H103ZM125 181L127 182V183H125ZM6 182V183H5ZM15 182V183H14ZM20 182V183H19ZM61 182V183H60ZM76 182V181H75ZM78 182H81L80 180L78 181ZM77 182V183H78ZM138 182H136V183H138ZM169 182L172 184L171 185V187H170V185H169ZM174 182V181H173ZM236 182H239V180L238 181H236ZM18 183H19V185H18ZM25 183V184H24ZM27 183V184H26ZM77 183H75V185L77 184ZM108 183V182H107ZM222 183V182H221ZM14 184V185H13ZM119 184V185H118ZM125 184H127V186L125 185ZM134 184H135V182H134ZM157 184V185H156ZM16 185H18L17 187H16ZM74 185V186H75ZM87 186H88V188H89V190L91 191V186H90V183L89 184H86ZM175 185V184H174ZM198 185V184H197ZM196 184L195 185H192V186H190V184H188V186H189V189H190V187H191V190L190 191H192L193 192V194H194V192H196V194L195 195H193L192 194V192H191V194L193 195V200H191L192 202L196 199V197H197V194L199 195L197 198L199 199V200H196V202H199L202 198V194L204 195V193H206V192H204L203 193V191H205V190H208L207 192H209L210 190L209 189H205L206 187L205 186H203V185H199L200 187L201 186H203V189H199V186H197ZM220 185V184H219ZM222 185V184H221ZM224 185H229V183L228 184H224ZM230 185H233L232 183H230ZM237 185H242L243 186V188L245 187V185H243V184H239V183H235V186H237ZM14 186V187H13ZM97 186V187H98ZM110 186H111V188H110ZM124 186H126V188L127 189H125V187ZM128 186L130 187V188H128ZM177 186H175V187H177ZM196 187V189H195V187ZM13 187V188H12ZM20 187V188H19ZM98 187V188H99ZM105 187V188H106ZM115 187H117V188H115ZM124 187V188H123ZM180 187V188H179ZM181 187H183V188H181ZM193 187H194V190L195 191H193ZM222 186H218V188L219 189H222V188H225L226 186H223L222 188H221ZM238 187V186H237ZM237 187H235L234 189H233V192H234V190H236V191H238V193L241 195V193L242 192H244L245 190L247 191L248 190V192H244L245 194V196H246V198L248 197H250V199L251 200H249V201H251V204L252 205H250L249 203H248V200H247V202L245 203V199L244 198H241L240 197V195H238V193H235L234 192V194H237L236 196H238L239 198H241L240 200L239 199H237L236 198V196H234L235 198H232V194H233V192H232V186H231V192H232V194L230 195H227L226 193H230V192H223L224 193V195H225V197H226V201L227 200H230L229 198L227 199V196H229V197H231L233 200L235 199V201H237V200H239L240 202H239V205H241L240 206V208H243L244 206H248V211H250V209H249V206L251 207V206H253V203H252V200L254 201V199L255 198H257V196H255V195H257V191L260 193V191L261 192H264V188H262L261 189V187L259 188V189H261V190H258V188H257V190H256V188L254 189V191L256 192L255 193V195H253V196H250V195H248L249 194V192L251 193L252 191H250L249 190V186H247L246 185V187L248 188V189H246V187L243 189L242 187L240 188V187H238V189H237ZM91 188V189H90ZM120 188H121V191H120ZM123 188V189H122ZM174 188V189H173ZM210 188V187H209ZM14 189L16 190V191H14ZM177 189V188H176ZM199 189V190H198ZM219 189L217 190L218 191V193H219ZM225 189H227L228 190V187L227 188H225ZM241 189H243V191L242 192H240V190ZM251 189V188H250ZM253 189V188H252ZM24 190H26V191H29V192H26V191H24ZM111 190H112V193H111ZM155 190H157V193L159 192V193H161V196H163L162 198H164V196H165V198L164 199H156L157 198V195L159 196L160 194L158 193L157 195H156V191ZM173 190V191H172ZM198 190V191H197ZM200 190H201V192H200ZM227 190H225V191H227ZM13 191V192H12ZM26 193L25 195H24V192ZM107 190L105 189L104 190V192H106ZM147 191H149L150 193L153 191L155 194H153V192L150 194V195H148V193H147ZM216 191V190H215ZM222 191V190H221ZM223 191H224V189H223ZM37 192V191H36ZM76 192V191H75ZM74 192V193H75ZM99 192V193H98ZM113 192H115V193H113ZM123 192L125 193V194H123ZM127 192V193H126ZM164 192V194H162ZM184 194H183V193ZM212 192V191H211ZM11 193H13L12 195H10ZM21 193H23L21 196H20V194ZM102 193V194H101ZM135 193V194H134ZM169 194V195H167V196H169V198L168 199H170V201H171V204H172V206H174L175 207V205H177L178 204V206H177V210L175 209L174 210V212L173 211H171L172 209H173V207H170V208H172L171 210H169L170 208H169V205H170V203L166 200V203L168 202V207H167V204L165 203V199H167L166 198V194ZM221 194H222V192H220ZM219 193V195H221ZM35 194V195H34ZM70 194H73V193H70ZM112 194L114 195V196H117V199L115 200V198L116 197H114V196H112ZM116 194V195H115ZM122 194V195H121ZM127 194V195H126ZM133 194V195H132ZM206 194H208V193H206ZM205 194V195H206ZM210 194V193H209ZM208 194V195H209ZM233 194V195H234ZM243 194V193H242ZM252 194H254V192H252ZM251 194V195H252ZM17 196L16 198H15V196ZM36 195H37V197H36ZM51 195V192L49 193V196H47V198L45 199V201L46 202H49V201H47V199L49 200V198L51 197L50 196ZM77 195V194H76ZM99 195V196H98ZM189 195V194H188ZM205 195L203 196V197H205ZM218 195V196H219ZM223 195V196H224ZM26 197V199L25 200H23L24 198H22V197ZM38 196H40L39 197V200H38V202H36L37 201V198H38ZM123 196V197H122ZM133 197V198H136V197H138V196H140L139 197V200H138V202H137V204L139 203V205H137V204H135V200H137V199H133L132 200V198L131 197ZM134 196H136V197H134ZM154 196H156V198L154 197ZM173 196V197H172ZM245 196H243L242 195V197H245ZM254 196H255V198H254ZM14 199H13V198ZM49 197V198H48ZM63 197H65V198H67L65 201H64V199H63ZM98 197L100 198V197H104L103 199H106V200H108V201H110V200H112L113 198V201L111 202H102V198H100V200L101 201H99V199H98ZM125 197V198H124ZM172 197V198H171ZM201 199H200V198ZM224 197V198H225ZM70 198V199H69ZM129 198H130V200H129ZM142 198V199H141ZM159 198V197H158ZM179 198H182V197H179ZM178 198V199H179ZM183 198V199H184ZM189 198V197H188ZM254 198V199H253ZM52 199H54L53 197H52ZM56 199H54L55 201H54V203L56 202ZM120 199V200H119ZM127 199L129 200L128 202H127ZM140 199L142 200V202L144 201L145 203H146V200H147V204H145L144 202H143V204H144V206H146L147 207V205H148V207H147V210H146V208H145V211L144 212H147L148 210H150V212L152 213V211H155L154 212V214L157 212V216H158V218H159V215H165L164 216V218H165V220L166 221H168V224H167V222L164 220V219H162L163 218V216L162 217H160V219H161V222L163 223L164 222V224H165V222H166V226L168 225V227H166V228H164V227H162L161 228V226H159L160 224V222L158 223V221L160 220V219H156L157 221H156V223H158L157 225L159 226H157V227H153V226H151V225H153L154 224V226H155V222L153 221L154 219H155V217H157L156 216V214H155V216L153 217V216H148V215H150V214H145V213H143L142 212V209L144 208V206H142V209H141V207H140V205L142 204L141 203V201H140ZM144 199H146V200H144ZM183 199H181V200H183ZM184 199V200H185ZM205 199V198H204ZM244 199V200H243ZM106 200H104V201H106ZM119 200V201H118ZM126 200V201H125ZM132 200V201H131ZM190 200V199H189ZM218 200H223V199H221V198H219L218 197ZM217 200V201H218ZM256 200V199H255ZM24 201V202H23ZM50 201H51V199H50ZM60 201V200H59ZM58 201V202H59ZM93 201V202H94ZM203 201V200H202ZM200 202V205H201V203H203V202ZM225 201V203L227 204V202ZM230 201H232V200H230ZM257 201H258V199H257ZM257 201H254L255 203L257 202ZM6 202V203H5ZM15 202V203H14ZM30 202H34V205L32 204V203H30ZM52 202L53 201H51L50 203L52 204ZM58 202H56V203H58ZM86 202H88V204L86 203ZM116 202H118V203H116ZM126 202V203H125ZM162 202V203H161ZM195 202V201H194ZM195 202V203H196ZM221 202H224V201H221ZM18 203H19V205H18ZM49 203V206L51 205ZM53 203V204H54ZM69 203V202H68ZM95 203V202H94ZM107 203H109L108 205H107ZM141 203V204H140ZM149 203H150V205H149ZM174 203H175V200H174ZM187 203H190V201L189 202H186V204ZM204 203H205V201H204ZM219 204H221L220 202H218ZM238 203V202H237ZM248 203V204H247ZM254 203V204H255ZM15 204V205H14ZM29 204H32V205H29ZM37 204V205H36ZM53 204H52V207H53ZM117 204V205H116ZM122 204V205H121ZM125 204V205H124ZM153 204H154V208L153 209H156L155 208V204H157L158 206H156V207H159V208H161V210L159 209V211H158V209H157V211L156 210H153V209H150V207H151V205H152V207H153ZM218 204V205H219ZM223 204V203H222ZM221 204V205H222ZM230 204L231 205H233V204H235L234 202L232 203V202H230ZM229 204V205H230ZM66 205V204H65ZM62 206V208L64 207L65 208V211L64 212H68V208H66V206ZM119 205V206H118ZM132 205L134 206V205H136V207H132ZM159 205H161V206H159ZM189 204H187V206H188ZM193 205V208H194V204H192ZM191 203H190V205L188 206V207H186V208H191ZM195 205H197V204H195ZM199 205V204H198ZM230 205V206H231ZM236 205V204H235ZM234 205V207H237V209L239 210L240 208L238 207V205L237 206H235ZM23 206V207H22ZM29 206H32V208H31V210H30V207ZM48 206V205H47ZM47 206H45V207H47ZM56 205L54 204V207H55ZM84 206V205H83ZM114 206H117V207H114ZM129 206H131V207H129ZM171 206V205H170ZM220 206V205H219ZM219 206H218V209H219ZM225 206H227L226 208H229V206H228V204L227 205H222V206H220V208L222 207L223 209L225 208ZM246 206V207H247ZM15 207V208H14ZM21 207V210L19 209ZM29 207V210L30 211H27L26 213L24 212V210H26V208H28ZM44 207V208H45ZM53 207V208H54ZM57 207V206H56ZM139 207H140V210H139ZM195 207H197V206H195ZM199 207V206H198ZM201 207V206H200ZM198 208V210L199 211H201V209H202V211H203V209L205 208V206L203 207V208ZM246 207H244V209H242V210H239L241 213L240 214H242L246 209ZM17 208V209H16ZM41 208V209H40ZM123 208V209H122ZM130 208V209H129ZM132 208V209H131ZM188 209V211L189 210H193L194 211V209ZM7 209V210H6ZM34 209H35V211H34ZM37 209H38V211H37ZM43 209V210H42ZM47 209H49V208H47ZM52 208H50L49 210H51ZM103 209V210H104ZM108 209V208H107ZM110 210H111V208H109ZM108 209V210H109ZM117 209V210H118ZM126 209V210H125ZM137 209H138V211H141L143 214H145L144 216L146 217V215H147V217L145 218L144 216H142V215H138L137 216V214H136V216L137 217H139V218H137L136 219V216H134L135 214L134 213H136V212H138L137 211ZM14 210H15V212H14ZM28 210V209H27ZM33 210V211H32ZM39 210H41V212L39 211ZM62 210V209H61ZM69 210H70V208H69ZM79 210V211H78ZM87 210H89V211H87ZM115 210V211H114ZM134 210V211H133ZM144 210V209H143ZM152 210V211H151ZM167 210H169V211H171V216H169L170 214V212L168 211V214L166 213V211ZM185 210V209H184ZM183 210V211H184ZM232 210V209H231ZM8 211V212H7ZM20 211V212H19ZM22 211V212H21ZM32 211V212H31ZM59 211V212H58ZM76 211V212H75ZM90 211H93V212H91L90 213ZM98 211H100V212H102V213H100V215L102 214V218H101V221H99V223H96V221H97V219L99 220V218L101 217H99V215H98ZM119 211V210H118ZM129 211H131V212H129ZM136 211V212H135ZM161 211V213H164L165 212V214H161V213H159ZM164 211V212H163ZM182 211V212H183ZM195 211H196V209H195ZM195 211H194V213H195ZM201 211V213H203V214H201V215H199L200 217L198 218L197 216H193V217H191L190 216V212L191 211H189L188 213L189 214H187V215H189V216H187V215H185V216H187V217H185V219L182 221L183 222V224H185V223H187L186 224V226L187 225H193V226H196L197 227V225L199 224L198 222H199V220H201V221H203V219L201 218V216H203V218H205V217H207V211L204 209V212H202ZM222 211H224V210H222ZM222 211H219V210H217V211H214L215 213H219V215L220 214H222V215H224V213L222 212ZM5 212H7L6 214L7 215H5L4 216V213ZM23 212H24V214L26 215V217H27V219H28V221H33V223H32V225H33V227H32V225H30L29 223H28V221L27 220H25L26 219V217L24 218L22 215H23ZM58 212V213H57ZM79 212V213H78ZM81 212V213H80ZM82 212H83V214H84V212H85V214H84V217L82 216L83 214H82ZM149 212V213H150ZM187 212V211H186ZM197 212V211H196ZM214 212H213V214H214ZM222 212V213H221ZM15 213V214H14ZM19 213H21V214H19ZM30 213H33V214H30ZM46 213L47 214V216L46 215H44V214ZM88 213H90L89 215H88ZM148 213V212H147ZM159 213V214H158ZM178 213H180V211L178 212ZM184 213H185V211H184ZM184 213H182V215H184ZM193 213V212H192ZM198 214H199V212H197ZM196 213V214H197ZM206 213V214H205ZM212 213V212H211ZM246 213H247V215H246ZM248 213L249 212H246L245 211V213H243L244 215H243V217H249L248 216ZM28 214H30V215H28ZM53 215L54 217V219H50V218H52V217H49V215ZM58 214H60V216L58 215ZM82 214V215H81ZM96 216L97 217V215H98V217L97 218H94L96 221H94L93 220V216ZM133 214V215H132ZM166 214L168 215L167 216V218H166ZM177 214V213H176ZM181 214V213H180ZM216 214V215H217ZM16 217H15V216ZM21 215V216H20ZM34 215V216H33ZM44 215V216H43ZM63 215V216H62ZM80 215V216H79ZM130 215V216H129ZM195 215V214H194ZM210 215V214H209ZM221 215V216H222ZM7 216L8 217H10V218H7ZM29 216H32L31 217V219L29 218ZM64 216V217H65ZM112 216V215H111ZM110 216V217H111ZM132 216H134L133 218H134V220H133V218H132V220H131V217ZM142 216V217H141ZM239 217H241L242 215H238ZM5 217V218H4ZM58 217V218H57ZM79 217V218H78ZM83 217V218H82ZM89 217H91V219H92V221L89 223L88 222V220L86 219V218H89ZM118 217H120V218H118ZM122 217V218H121ZM123 217H125V218H123ZM142 219H141V218ZM145 219H144V218ZM148 217H150V218H148ZM153 217V219H151ZM180 217H181V215H180ZM183 217V216H182ZM189 217H191V218H189ZM209 217H212L211 215L209 216ZM209 217H208V219H209ZM213 217H214V215H213ZM213 217L211 218V219H213ZM243 217H241V218H243ZM6 219V220H4V219ZM58 219V220H56V219ZM59 218H61V220H59ZM81 218V219H80ZM105 218V219H104ZM201 218V219H200ZM214 218H217V217H214ZM218 218H219V216H218ZM240 218V219H241ZM4 221H3V220ZM7 219H9V221L7 222ZM30 219V220H29ZM71 219H74V220H71ZM79 219V222L77 221ZM104 219V220H103ZM131 221H130V220ZM146 219L147 220H149V222L150 221H152L153 222V224H152V222L151 223H148V221H146ZM151 219V220H150ZM172 219V220H173ZM210 219V220H211ZM244 219V218H243ZM10 220H14L13 221V223H12V221H10ZM38 220H40L41 222H43V223H41L40 222V224H42L41 225V227L43 228L44 227V229H45V227L46 228H48L47 229V233L49 232V234H50V232H51V234L49 235L50 237H51V239L50 240H52L51 241V245H53L51 248H53V251H54V253H53V251L51 250V248H50V246L49 245H46V244H48V240H49V236L48 235H45V230L43 231V230H41V227L39 226V221ZM63 220V221H62ZM65 220L67 221V224L69 225H67V224H65L66 222H65ZM76 220V221H75ZM82 220H84L83 221V223L85 222V224H87V225H85L86 227L87 226H89V228L91 227V225H92V223L93 222H95V227L97 228V231L95 230L96 228L95 227H93L92 226V228L91 229H94V230H89L88 229V231H96V233H94V238L93 237H91V234L93 235V233H91L90 234V236L89 235H87V238H88V240L89 241H91L89 238H92V239H96V241L95 240H93V241H95V242H97V239H98V241H99V243H101L102 242V248H101V250L103 249V246L107 249H103L105 252V254L103 253V251H102V253L104 254L103 255V258H102V254L99 256V254H97V250L96 251H94V252H96V254L93 252V250H91L90 248H92L93 246H90V248H89V244L88 243H86L87 245H88V248H87V246H86V244L85 243H83L84 242V239H87V238H85V236L86 235H83V233H86V231H81L82 230V227H83V229H85V227L82 225L83 223H81V221ZM86 220V221H85ZM116 220V221H115ZM139 220L141 221V222H139ZM144 220V222H142ZM163 220V221H162ZM170 220V219H169ZM210 220H207L206 218L204 219V225L206 226L207 225V223L210 221ZM19 221H20V223L21 222H23V223H21V224H23L25 227H27V228H25V227H22V228H24L25 230H23L22 228H20V225H18L17 223H19ZM34 221H36V222H38V223H35ZM57 221H59V223L57 222ZM62 221V222H61ZM73 221H75V224L74 223H72ZM122 223H121V222ZM134 221H136V222H134ZM184 221H185V223H184ZM213 221V220H212ZM10 222V223H9ZM76 222H77V224H76ZM98 222V221H97ZM101 222V223H100ZM131 222H134V223H136L137 225H135L134 223L133 224H131ZM139 222V223H138ZM147 222V223H146ZM177 222V223H176ZM179 222H181L180 220H179ZM188 222H189V224H188ZM192 222V223H191ZM194 222V223H193ZM57 223H58V225H57ZM88 223L90 224V225H88ZM140 223H142V224H140ZM143 223H144V225H143ZM161 223V224H162ZM171 223H173V222H171ZM206 223V224H205ZM212 223V222H211ZM3 224V225H2ZM13 224V225H12ZM35 224V225H34ZM37 224V225H36ZM63 224H64V226H63ZM73 224H74V226L76 225V228H74V229H76L75 231H73L72 229H71V227L73 226ZM103 224V223H102ZM104 224H107L108 225V223H104ZM121 224V225H120ZM129 224H131V226L129 225ZM148 224V225H147ZM149 224H151V225H149ZM180 224V223H179ZM209 224H210V222H209ZM209 224H208V226H209ZM213 224V223H212ZM212 224L210 225V227L212 226ZM4 226V227H2V226ZM18 225V226H17ZM61 227H60V226ZM65 225H67L68 227H70L69 229L67 228V226H65ZM82 225V227H79V226H81ZM101 225V226H100ZM127 225V226H126ZM140 226V227H142V225L143 226H147L148 228H149V226H151L150 228L152 229H149V230H151L152 231V234H156V232H155V230H157L158 229V231H157V237L158 236H160L162 233H164L165 231L167 232V230H168V232L167 233H171L172 232V230L173 229H175V227H179V229L177 230L176 229V234H175V237H178L179 236V238H180V235H182L183 234V237H185L186 236V239H188V241H186V242H188L187 244H188V247H186L187 245H186V243L185 244H183L184 245V247L182 248L183 249V253H180V251H181V249H179L180 248V242H177V240L178 239H176L175 240V237H173V236H171L170 234V236L171 237H173V239L175 240V241H172L171 242V240H173V239H171L170 238V236L168 235V234H166L165 233V235H162V237H164V239H161L160 237V239L159 240H165V242L167 241V243L168 244H170V245H172V246H167V243H165V245L167 246H165V248H167V249H165L164 247L162 248V252H164V253H162L161 251H158L159 250V248L161 249V245H162V243H164V242H162L161 241V243H158V242H160V241H158V240H154V239H150V238H152L153 236L155 237V235H151V234H149V235H151L152 237H149V241H150V244H152V243H154L153 245L155 246V242L154 241H158V242H156V246L158 245V248H157V250H156V248H155V250H156V252L158 251V254L154 251V252H149V251H151V248H153L152 246L149 248V250L148 249H143V247H142V245L141 244H139V246H138V244H137V242H139L140 241V239H143L144 240V236H145V238L147 237V236H149L148 235V231H146L148 228L145 226L144 227V229L145 228H147V229H145V230H143L142 228H141V230H140V228H136L135 226ZM182 225V224H181ZM202 225V224H201ZM13 226L14 227H16V229H18V230H16V232H17V234H18V236L16 235V232H14L15 230L13 229ZM22 226V225H21ZM78 226V227H77ZM124 226H125V228H124ZM163 226V225H162ZM19 227V228H18ZM30 227H32V228H30ZM36 227L38 228V230L36 229ZM54 227V228H53ZM59 228V229H57V228ZM104 227V228H103ZM103 227H101L102 229H106L107 227H106V225H104ZM106 227V228H105ZM118 227V228H117ZM170 227V228H169ZM182 227V226H181ZM190 227H192V226H190ZM190 227H188L189 229H192V228H190ZM196 227H193L194 229H195V232L197 231L198 232V230H196ZM207 227V226H206ZM56 228V229H55ZM77 228H79V229H81V230H77ZM118 230H117V229ZM122 228H124L123 230H125V231H127V235H128V237H127V235L124 233L125 231H123L122 230ZM133 230H132V229ZM157 228V229H156ZM164 228V232H162L163 229ZM187 228V229H188ZM12 229L14 230V231H12ZM20 229H22L21 231H19ZM28 229H33L34 230V232L33 231H31L30 230V232H29V230ZM55 229V230H54ZM63 229V230H62ZM116 229V230H115ZM170 229H172L171 230V232H169V230ZM201 229V228H200ZM27 230V231H26ZM38 232H41V234H42V236H45V238H47V241L45 240V238H43V240H45V241H40L39 243L40 244H38V242L37 241H39L40 239H42L41 238V234L40 233H38ZM63 231V232H61L60 234L61 235H59L58 236V232H60V231ZM70 230H72V232L70 231ZM85 230H87V229H85ZM107 230V229H106ZM120 230H122V231H120ZM131 230V231H130ZM6 231H8L7 233H6ZM19 231V232H18ZM25 231V232H24ZM65 231L66 232H68V233H66V234H64L65 233ZM69 231L72 233V235H70V233H69ZM77 231H81L80 233H79V236H81L80 238H82V240H83V242L80 240V238H77V237H79L77 234H75V237H72L73 239H78L77 241H79V242H82V244H83V250L81 251V252H83V256L85 255L87 258L86 259H82V257L80 256L81 254L80 253H78V252H76V249H74L72 246H69L68 244V242H70L71 240H73L70 236H74V233L76 232L77 233ZM108 231V230H107ZM106 231V232H107ZM140 231H141V233H140ZM145 231H146V234H147V236L145 235V234H143V232L145 233ZM151 231H149L150 233H151ZM194 231V230H193ZM201 231H204L203 229L201 230ZM13 232V234H11ZM44 232V233H43ZM110 232V233H111ZM117 232V233H116ZM128 232H130V233H128ZM194 232V233H195ZM14 233H15V235H14ZM31 233V234H30ZM46 233V234H47ZM103 233V234H102ZM121 233H122V236H121ZM135 235V233L137 234V235H133V234ZM138 233H139V235H142V237L141 238H138L137 239V236L139 237V235H138ZM201 233V232H200ZM203 233V232H202ZM201 233V234H202ZM40 234V235H39ZM68 234H69V237H68ZM95 234H96V236L98 237V238H95ZM117 234V235H116ZM129 234H131L132 236L129 238ZM159 234V235H158ZM173 234V235H174ZM184 234H185V236H184ZM196 234H199V233H196ZM3 235H5V237L6 236H8V237H11V239L13 240V237H14V240L16 241V242H11L10 241V238H6V239H9L8 240V242H9V244L7 243V241H6V239H5V237L3 236ZM21 235V236H20ZM35 235H36V237H35ZM107 235V236H106ZM114 235V234H113ZM191 235H192V232H191ZM203 235H204V233H203ZM202 235V236H203ZM16 236L17 237H23V238H21L20 239V242H19V239L18 238H16ZM38 236H40V238L38 237ZM47 236V237H46ZM62 236V237H61ZM67 236V237H66ZM89 236V237H88ZM111 236H112V234H111ZM110 236V237H111ZM119 237V239H117V237ZM124 236H125V238H124ZM116 237V238H115ZM136 237V238H135ZM156 237V238H157ZM39 238V239H38ZM63 238V239H62ZM65 238H67L68 239V241H67V239H65ZM69 238H70V240H69ZM127 238V239H126ZM129 238V239H128ZM135 238V239H134ZM104 239V240H105ZM123 239H126L127 240V243L126 242H124L125 240H123ZM133 239V240H132ZM136 239H137V241H136ZM167 239V240H166ZM171 239V240H170ZM186 239H184V240H186ZM13 240V241H14ZM50 240H49V243H50ZM64 240H66V241H64ZM75 240H73V241H75ZM87 240V241H88ZM103 240V241H104ZM131 240V245L132 246H134V244H137L136 245V247L134 246V248L136 249V248H138V249H136V252L139 250H141V251H145L146 253H147V255H146V253H145V255L143 254L144 252H142V254H140V253H137V254H140V257L139 256H136L137 254H136V252L134 253L133 252V250H134V248H133V250L132 249H130L129 247H131L130 246V242H129V244H128V241H130ZM142 240V241H143ZM153 242H152V241ZM184 240L182 239L181 240V243H182V241H183V243H184ZM190 240V241H189ZM194 240V241H193ZM73 241H71L72 242V244L74 243V245L76 246L77 244V246H76V248L80 245H82V244H79V242H77V244H75L76 243V241L75 242H73ZM88 241V242H89ZM92 241V244L94 245V243L95 242H93ZM134 243H133V242ZM142 241H140V243H142ZM148 241V242H149ZM178 241H180V239L178 240ZM35 242H37V246L39 245V247L41 246V249H39V248H36L37 246H36V244H35ZM47 242V243H46ZM71 242H70V245H71ZM111 242H109V243H111ZM143 242H145L144 244L146 245V248H147V243H146V240L145 241H143ZM152 242V243H151ZM177 242V243H176ZM34 243V244H33ZM41 243H44V244H41ZM90 243V245H91V242H89ZM158 243V244H157ZM173 243H174V245H176V247L173 245ZM190 243V244H189ZM191 243H193L192 245H194V249H191L192 248V245H191ZM206 243V242H205ZM205 243L203 244V247H204V245H205ZM14 244V245H13ZM96 244V243H95ZM129 246H128V245ZM143 244V243H142ZM144 244H143V246H144ZM159 244H161L160 245V247H159ZM197 244V245H196ZM201 244V245H200ZM7 245V246H6ZM8 245H10L9 247H8ZM33 245V246H32ZM84 245L86 246L85 248H84ZM107 245V246H108ZM124 245H126V246H124ZM149 245V244H148ZM200 247H199V246ZM96 246V245H95ZM141 246V247H140ZM150 246V245H149ZM148 246V247H149ZM164 246V245H163ZM182 246V245H181ZM46 247V248H45ZM116 247L114 248V249H116ZM126 247H128V248H126ZM145 247V246H144ZM197 247H199V248H197ZM79 248V247H78ZM77 248V249H78ZM87 248V249H86ZM123 248V249H122ZM142 248V249H141ZM176 248V249H175ZM186 248V249H185ZM39 249V250H38ZM45 249V250H44ZM51 250V255L48 253V251H50ZM59 251H58V250ZM80 249L81 248H79V250L78 251H80ZM86 249V250H85ZM92 251V254L91 253H89V252H91L90 250ZM93 249V248H92ZM96 248H94V250H95ZM169 249H172V250H170V254H172L173 255V253H177V258H175V255H174V260H175V263L174 262H172L171 261V259H173V256H168L167 254H169L168 252H167V254L165 253V251L166 250H168L169 251ZM185 249V250H184ZM197 249V250H196ZM206 249V248H205ZM42 250V251H41ZM129 250H132V252L131 251H129ZM146 250H148V252L149 253H151V255L150 254H148V252L146 251ZM154 250V249H153ZM165 250V251H164ZM173 250H175V252L173 251ZM89 251V252H88ZM128 252V253H134L135 255H132V254H129L131 257H132V262H130L131 260V257L130 256H128L127 254H126V256H125V253H124V255H123V252ZM135 251V250H134ZM194 251V252H193ZM195 251H197L196 253H195ZM46 252V254H44ZM110 252H112L111 254H113L114 255V251H110ZM173 252V253H172ZM202 253V255L205 257H203L202 255H201V253ZM58 253V254H59ZM63 254V257L61 256L62 254ZM69 253H70V255H69ZM93 253L95 254V255H93ZM155 254V256H157V257H155L154 256V254ZM159 253H162V254H164V255H167L168 257H172L171 259H170V261L167 263L166 262V260L164 259L165 257H164V255H163V257L161 256V254H159ZM47 254H49L48 256L49 257H47ZM181 254V255H180ZM197 255V257H196V255ZM43 255L45 256L44 258H43ZM97 255V256H96ZM73 256H75L76 258V260H75V262L76 261H78L79 260V262H73L72 260H68L67 261V259L69 258H73ZM95 257V260H94V258L93 257ZM107 258H105V257ZM112 256V255H111ZM110 256V257H111ZM117 256V255H116ZM147 256H149V257H147ZM160 256H161V258H162V260L160 259ZM167 256H166V258H167ZM201 256H202V259H201ZM37 257V258H36ZM41 257V259H39ZM47 257V258H46ZM60 257H62V258H60ZM110 257H109V259H110ZM114 257V256H113ZM136 257H138V258H140V259H138V258H136ZM141 257H143V261H141ZM145 257H147L146 258V260H144L145 259ZM43 258V259H42ZM79 258V259H78ZM80 258H81V260H83V261H81V263H80ZM84 258V257H83ZM112 258V257H111ZM118 258V257H117ZM117 258H114V262H112L113 261V258H112V261H110L109 260V262H111V263H114L115 264V261H116V259ZM119 258L117 259V261L119 260ZM133 258H134V260H133ZM158 258V259H157ZM195 258V259H194ZM45 259H47V261L45 260ZM74 259V258H73ZM106 259V260H105ZM160 259V260H159ZM177 259V260H178ZM197 259V262L195 261ZM209 259V258H208ZM11 260V261H10ZM36 260H38L37 262H34V261H36ZM91 260H93V261H95V262H92ZM124 260V261H123ZM128 260H130V261H128ZM169 260V259H168ZM173 260V261H174ZM185 260V259H184ZM7 261V262H6ZM33 261V262H32ZM50 261V262H49ZM55 261V262H54ZM71 261V262H70ZM85 261V262H84ZM107 261V262H106ZM141 261V262H140ZM180 261L178 262L179 264H185L184 262L183 263H180ZM130 262V263H129ZM192 262H190L189 264H191ZM210 262V261H209ZM0 263H1V261H0ZM38 263H40V264H42L41 263V261L40 262H38ZM137 263V262H136ZM136 263H134V264H136ZM145 263V264H146ZM149 263V264H150ZM192 263V264H193ZM197 263V264H198ZM211 263V262H210ZM214 263L215 264H220L219 262H217V260H215L214 261ZM109 264V263H108ZM138 264V263H137ZM144 264V263H143ZM148 264V263H147ZM159 264V263H158ZM212 264H213V262H212Z\"/></svg>", "mask_w": 264, "mask_h": 264}]
</instances>
